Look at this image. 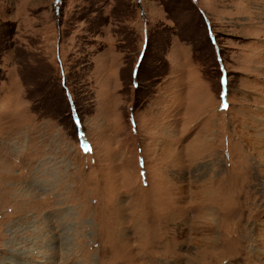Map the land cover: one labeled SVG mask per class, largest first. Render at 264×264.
<instances>
[{
	"label": "rangeland",
	"instance_id": "rangeland-1",
	"mask_svg": "<svg viewBox=\"0 0 264 264\" xmlns=\"http://www.w3.org/2000/svg\"><path fill=\"white\" fill-rule=\"evenodd\" d=\"M0 264H264V0H0Z\"/></svg>",
	"mask_w": 264,
	"mask_h": 264
}]
</instances>
